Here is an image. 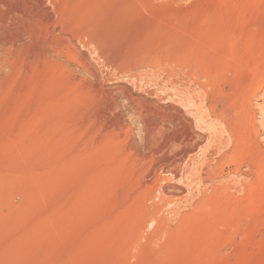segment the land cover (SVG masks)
Returning a JSON list of instances; mask_svg holds the SVG:
<instances>
[{"label":"rangeland","instance_id":"rangeland-1","mask_svg":"<svg viewBox=\"0 0 264 264\" xmlns=\"http://www.w3.org/2000/svg\"><path fill=\"white\" fill-rule=\"evenodd\" d=\"M262 78L264 0H0V264H264Z\"/></svg>","mask_w":264,"mask_h":264},{"label":"bare ground","instance_id":"bare-ground-1","mask_svg":"<svg viewBox=\"0 0 264 264\" xmlns=\"http://www.w3.org/2000/svg\"><path fill=\"white\" fill-rule=\"evenodd\" d=\"M257 82V81H256ZM262 82H264V79L262 78ZM264 84H261V86H260V90L257 92V91H255L254 92V96H255V99H256V102H255V107L254 108H257L260 112V116H259V118L257 119V120H253L254 122H252V124L250 123V125H249V131H248V139H249V141H252L253 139H252V137H251V131H253V132H255V134L257 135L258 134V132L260 131V129H262V130H264V86H263ZM256 86H257V84H256ZM199 104V103H198ZM248 109H251V108H249L248 107ZM198 112V111H197ZM197 112H196V114H197ZM207 115V114H206ZM247 117V116H246ZM206 117H205V115H203V114H201L200 116H199V118H198V120L200 119V120H202L203 119V121H201L202 123H204V124H206L207 125V127H208V129H213L214 131H216L215 132V134L213 135V136H210V139L212 140V145H211V147H213V146H217V148H219V147H222L223 148V146H228V144H230V142H232V141H230V140H228V139H226V137H225V135H224V132H225V127L223 128V126L221 127L220 126V124L217 122L218 120H216V119H212V120H208V119H205ZM220 122V121H219ZM247 124H248V122H247ZM247 126V125H246ZM248 127V126H247ZM252 129V130H251ZM251 132V133H250ZM210 140V141H211ZM257 140V139H256ZM263 142H264V138H263V140H262ZM237 143H238V141L236 142V145H237ZM253 143V142H252ZM254 145V144H253ZM260 145V144H259ZM225 148V147H224ZM256 148H257V146H256ZM258 148H260V147H258ZM221 151V150H220ZM225 155V154H224ZM230 156H231V154H230ZM233 157H235V156H233ZM191 158H193V157H191ZM193 159H195V158H193ZM214 160H212V159H205L204 160V162H202V165H200V166H198L197 168H198V172L199 173H197L198 174V178H199V175H200V177L202 178V176L203 175H205V174H210V172H211V170H212V168H211V164L212 163H215V162H213ZM263 167V166H262ZM204 168H207V170H205ZM218 168V167H217ZM246 170V169H245ZM191 171V170H190ZM249 171V170H248ZM247 173H249V172H247ZM239 174V173H238ZM244 176V175H243ZM236 176H233L232 178H231V180L233 179V178H235ZM241 178H242V176H240ZM245 178V177H244ZM231 180H229L228 181V179H227V185H231L233 188H235L236 190H239V185L237 184V183H232V181ZM247 180V179H246ZM201 184V183H200ZM210 186H212V185H210ZM215 186V185H214ZM207 187H209V186H207ZM226 187L227 186H225V189H226ZM223 188V187H222ZM207 190V189H206ZM205 190V191H206ZM217 190V189H216ZM212 191V190H211ZM240 191H242V190H240ZM244 191V190H243ZM250 191V190H249ZM215 192V191H214ZM222 192V190H221V188H220V193ZM217 193V192H216ZM219 193V194H220ZM224 193H225V191H224ZM249 193V192H248ZM224 195V194H223ZM198 197V196H197ZM218 197H220V196H218ZM222 200V199H221ZM224 201V200H223Z\"/></svg>","mask_w":264,"mask_h":264}]
</instances>
